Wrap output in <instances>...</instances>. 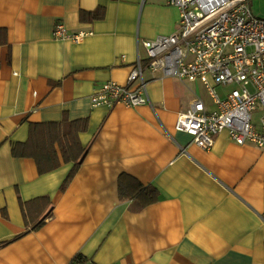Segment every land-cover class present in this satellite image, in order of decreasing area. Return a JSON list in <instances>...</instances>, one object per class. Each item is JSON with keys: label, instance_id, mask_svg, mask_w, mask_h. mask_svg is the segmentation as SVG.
<instances>
[{"label": "crops", "instance_id": "1", "mask_svg": "<svg viewBox=\"0 0 264 264\" xmlns=\"http://www.w3.org/2000/svg\"><path fill=\"white\" fill-rule=\"evenodd\" d=\"M56 23L89 34L55 38ZM177 27L167 0H0V264H264V153L174 129L197 80L146 69L151 105L90 102L126 83L141 40ZM75 120L84 154L66 183L59 152L46 172L12 154L30 125ZM140 185L157 191L141 207Z\"/></svg>", "mask_w": 264, "mask_h": 264}, {"label": "built area", "instance_id": "2", "mask_svg": "<svg viewBox=\"0 0 264 264\" xmlns=\"http://www.w3.org/2000/svg\"><path fill=\"white\" fill-rule=\"evenodd\" d=\"M178 11L172 33L143 39L125 84L103 82L90 96L93 106L151 105L144 71L160 77L199 80L214 109L195 99L179 112L174 129L209 150L226 130L237 144H252L264 153V18L253 14L249 0H167ZM89 31L68 32L62 23L55 38L80 41ZM217 85L229 86L221 97Z\"/></svg>", "mask_w": 264, "mask_h": 264}, {"label": "trees", "instance_id": "3", "mask_svg": "<svg viewBox=\"0 0 264 264\" xmlns=\"http://www.w3.org/2000/svg\"><path fill=\"white\" fill-rule=\"evenodd\" d=\"M84 120H75L68 123L66 127L57 122L32 124L30 125L28 139L23 143H16L12 147L14 156H31L36 160L40 172H46L56 168L59 165L58 152L65 162L73 161L74 165L71 172L65 180V183L72 177L79 160L84 154V149L80 146L77 140V133L84 129ZM54 143L58 147H54ZM64 183V184H65ZM61 186L60 188H62ZM156 188L147 185L136 190L135 198L138 200L139 206H144L156 200ZM46 197L38 198L41 200ZM49 202L46 199L45 206ZM45 217L41 218L32 224V228L40 226ZM76 262L83 261L80 256H76ZM75 264V262H74Z\"/></svg>", "mask_w": 264, "mask_h": 264}, {"label": "rangeland", "instance_id": "4", "mask_svg": "<svg viewBox=\"0 0 264 264\" xmlns=\"http://www.w3.org/2000/svg\"><path fill=\"white\" fill-rule=\"evenodd\" d=\"M249 4H250V8L253 12V14H255L256 16L260 17V18H264V0H249ZM195 86V93H194V97H197L195 99H199L201 100L205 106L208 109H214V105L212 103V100H210V96L208 95L204 85L197 80L194 83ZM230 89L229 86H222V85H217L215 87L216 92L223 97L225 91H228Z\"/></svg>", "mask_w": 264, "mask_h": 264}]
</instances>
